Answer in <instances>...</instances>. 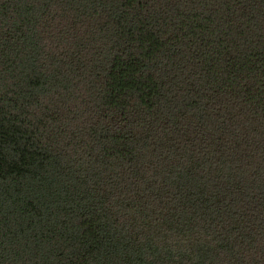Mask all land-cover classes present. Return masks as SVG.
<instances>
[{"label":"trees","instance_id":"16d2710c","mask_svg":"<svg viewBox=\"0 0 264 264\" xmlns=\"http://www.w3.org/2000/svg\"><path fill=\"white\" fill-rule=\"evenodd\" d=\"M0 264H264V0H0Z\"/></svg>","mask_w":264,"mask_h":264}]
</instances>
